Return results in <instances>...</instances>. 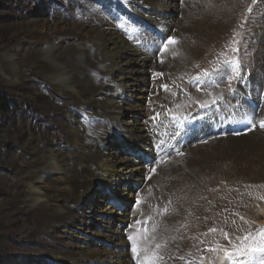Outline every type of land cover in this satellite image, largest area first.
Listing matches in <instances>:
<instances>
[{
	"label": "rangeland",
	"instance_id": "1",
	"mask_svg": "<svg viewBox=\"0 0 264 264\" xmlns=\"http://www.w3.org/2000/svg\"><path fill=\"white\" fill-rule=\"evenodd\" d=\"M203 2L207 4V9H199L196 3L192 7H183V12L187 11L191 16L196 15L197 19L193 26L186 28L190 36L184 44H179L178 59L169 62L166 67H163L164 63L156 64V67L148 70L151 94L146 106L145 123L149 128L147 131L153 139H157L155 150L157 147L161 148L159 144L161 141L158 138L167 121L185 117L189 120L190 117L204 116L206 110L211 107H221L224 110L222 114L226 112L227 115L231 111L230 107L220 98L227 94L233 95L234 90L239 92L242 83L249 86L248 79L257 67L264 70V56L254 51L255 40H259V36L264 34V0H203ZM117 4L121 7V0H0V56L13 53L19 37L26 35L31 29L32 20L45 22L58 17L71 24L83 23L93 26L97 25L96 16L104 18L102 11L100 12L101 8L104 9L105 6L108 10ZM167 16L168 19L177 18L175 11L168 12ZM109 20L108 25H111L114 19ZM132 21L138 24L141 19L134 17ZM121 22L115 20L118 27L122 25ZM99 23L105 25L106 20ZM151 32L159 35L156 30H150L149 33ZM129 40L132 41L131 38ZM164 41L159 43L156 53L166 48L167 44ZM159 66L160 68H157ZM179 67L182 68L179 70ZM22 70L28 81L21 85L12 86L9 80L0 75V97L5 99L9 107L6 111H0V200L4 196L6 198L8 190L17 193L22 189L13 178L20 169L18 160L28 161L32 158L31 154L34 151L29 145L30 139L33 138L37 143L42 137V145L39 148L50 147L62 153H72L67 141V133L61 128L62 126L60 127V122L66 123L70 118L72 120L70 125L75 128L73 129L76 135H79L88 147H92L94 141L107 142L114 137L106 124L102 123V125L97 117L90 116L83 107L74 108L70 101L53 91L46 81L31 75L30 68L27 71L26 68ZM220 73L223 75L218 82L217 76ZM259 77V81L261 78L264 81L261 74ZM243 86L241 88L245 89L246 85ZM253 92L251 85L247 92L248 98L242 99L245 96L242 90L241 94H237L240 102L248 106L255 101L262 103L264 94ZM32 96L36 98L35 103L30 100ZM124 97V103L139 102L135 98V91L124 93ZM140 104L143 105L144 101L142 100ZM124 107L121 112V122L123 128L127 129L131 125L132 114L137 112V108L129 110ZM253 119L250 115L247 118L242 113L240 122H235L240 123L241 126L243 122L248 123L249 131L254 130L255 127L260 129L259 124ZM179 125L184 129L187 123L182 120ZM220 131L215 135L225 134V128ZM237 136L230 137L237 138ZM244 136L245 132L239 135V137ZM121 139L125 138L120 135L119 141L123 142ZM176 139L172 142L176 143ZM118 147L134 152V149L141 146H134L125 140L118 144ZM104 150L125 159L128 157V154L122 150L110 152L107 145ZM171 150L175 152V146H172ZM237 150L223 156L222 154L204 155L198 163H188L183 175L186 176L184 184L179 177L173 178V175L170 180L171 186L167 188L162 184L171 195L183 188V192H188L190 198H187L188 203L184 204L182 210L174 216L175 229L158 222L149 226L148 231L144 232V239L152 246V252H158V258L173 264V255L179 252L181 246L187 248L186 254L191 257L193 264H206V262L217 264L215 260L224 255L226 249L229 253L239 251L248 253L253 252L252 249L264 247V149L252 152ZM133 156L137 161L144 159L145 163L152 162L150 155L144 150L140 153L134 152L130 157ZM160 163L157 166L156 162H152L150 166H146V172L139 171V183L131 181L128 184L129 191H136V188L144 189L145 185L153 182L147 177L149 174L153 178L160 174L164 175L162 163L167 170L172 166V163L170 166L164 161ZM198 164L204 168L199 173L200 176L196 179L187 178L193 173L198 174L196 171ZM4 179L9 180L8 184L3 183ZM97 187V195L84 204L83 215L78 221L67 226L56 225L49 233L43 231L41 218L51 211L43 213L32 209L20 212L16 207H10L8 209L10 214L4 220L0 219V264H69L55 258L67 253H75L85 244L111 249L105 238L109 232L108 221L99 223V231L92 228V225L87 224L89 226L86 227L84 224L87 215L91 222L101 221L100 215L111 217L108 212H99L104 206V197L108 199L107 202L118 208L122 199L118 193H108L111 190L108 186L97 185ZM154 191H160V186ZM145 192V190L137 192L128 202L131 209L150 213L151 208L157 206L153 199L149 201L152 196L147 199ZM185 194L182 193V197H185ZM194 206L202 211L199 217L190 213L191 207ZM151 215L154 216L155 212L152 211ZM144 224L145 221L141 220L129 224V227L133 226V230H137ZM87 228L89 232H84L83 229ZM155 229L160 233V239L149 237V233ZM128 236L130 235L127 233L123 234V241L130 240ZM123 246L129 248L125 243ZM181 264L185 262L181 261Z\"/></svg>",
	"mask_w": 264,
	"mask_h": 264
},
{
	"label": "bare ground",
	"instance_id": "2",
	"mask_svg": "<svg viewBox=\"0 0 264 264\" xmlns=\"http://www.w3.org/2000/svg\"><path fill=\"white\" fill-rule=\"evenodd\" d=\"M121 3V7L117 4L108 10L105 6L104 9L101 8L100 12L102 11L104 18L96 16L97 25L93 26L83 23L71 24L58 17L45 22L32 20L30 22L31 29L26 35L19 37L13 48V53L0 56V75L9 80V84L15 86L26 83L28 78L22 69L26 68L25 71H27L30 68L31 75L46 81L53 91L63 99L70 101L74 108L83 107L86 109L90 116L97 117L100 123L106 124L114 134L112 140L94 141L92 147H88L83 143L82 138L76 135L75 128L70 125L72 120L68 118V122H60V127L62 126L61 128L67 133V141L72 148L71 154L62 153L50 147L39 148L42 145V137L37 140V143L33 138L30 139L29 145L34 151L31 154L32 158L28 161L18 160L17 164L20 169L16 177L13 178L17 184L22 186V189L17 193L8 190L6 198L4 196L0 200V219L2 220L10 214L8 209L12 206L20 212L32 209L43 213L51 211L50 214L41 218L43 231L49 233L56 225L67 226L78 221L83 215L84 204L97 195V185L111 188L108 193H118L122 199L119 208L107 202L108 199L104 197V206L99 209V212H108L111 217L100 215L101 221L91 222L87 215L88 218L84 224L86 227L92 225V228L99 231V223L108 221L109 232L105 238L111 249L85 244L80 246L75 253H67L55 258L69 264H169L166 260L158 258V252H152V246L144 239L143 235L145 231H148L149 226L156 225L158 222L175 229L174 216L182 210L184 204L188 203L187 198L190 197H188V192H183V188L179 189L176 194L171 195L167 192L168 189L165 187H169L171 176L179 177L184 184L186 176L183 175H185L186 165L198 163L204 155L222 154L223 156L229 152L234 153L237 149L249 152L264 149V129L260 127V122L264 121V101L262 103L257 101L259 104L257 109L240 102L237 95L241 94L243 90L245 96L242 99H245L251 85L253 93L264 94L263 78L259 81V74L264 77V70L260 67H257L250 75L251 78L248 79L250 87L242 83L238 89L239 92L234 90L233 95L227 94L220 98L228 103L231 114L226 115L225 112L223 115L224 110L221 107H211L206 110L204 116L195 117L200 122L197 126H195L194 119L188 120L186 117L178 120L171 119L177 122L174 123L171 120L166 122L164 130L158 138L161 141L159 143L161 148L154 149L157 139H153V136L147 131L149 128L145 123L146 106L151 94L148 70L156 67V64L164 63L163 67H166L170 64L169 62L178 59L179 44H184L190 36L186 28L193 26L197 19L196 15L191 16L187 11L183 12V7H192L196 3L199 9H207V4L203 0H121ZM171 11H175L177 18L168 19L167 13ZM134 17H138L141 21L136 24L132 21ZM229 17L231 18V16ZM112 18L114 21L108 25V20ZM103 20H106L105 25L99 23ZM115 20L122 21V25L118 27ZM150 30H156L159 35L154 33L151 35ZM259 37V40H255L254 51L256 54L264 56L262 54L264 53V34ZM161 41H164L167 46L162 52L159 50L156 53L155 50ZM181 68L179 67V70ZM222 75L220 73L217 76L218 82ZM243 85H246L245 89L241 88ZM133 91H135V98L139 102L124 103V93ZM35 99L33 96L30 97L33 103H35ZM142 100L144 101L143 105L140 104ZM124 106L129 110L137 108V112L132 114L131 125L127 129L123 128L121 122V112L124 110ZM234 110H236L235 113H233ZM242 113L249 114L254 118L260 129L255 127L254 130L249 131L248 125L244 127L235 125L236 130L231 129L232 124L239 120ZM182 120L187 123V126L184 129L176 130L174 127L178 126ZM224 127L231 130L228 132L231 135H238L237 138H231L228 133L223 136H219V134L212 136ZM244 132L245 136L239 137ZM120 135L125 138L121 141L126 140L134 146L140 145L141 147L134 149V152L140 153L144 150L146 154L150 155L152 162H156L157 166L162 161L169 166L172 163L169 170L162 163L164 175L160 174L154 178L150 174L147 175L153 181L148 183L152 187L145 185L144 189L136 188V191H129L128 184L131 181L139 183L138 172H146V163L144 159L142 162L137 161L135 156L130 157L134 152L118 147V144L123 143L119 141ZM174 139L177 140L176 143L172 142ZM182 139L185 141L182 149L177 153H175L176 150L173 152L172 146L176 148ZM105 145L110 152L124 151L128 154L127 159L105 151ZM102 156L103 158H101ZM211 162L213 163V161ZM203 169L198 164L196 170L198 174L187 175V178H198ZM8 182L9 180L5 181V179L3 181L6 184ZM157 186H160V191H154ZM143 190L146 191L147 199L152 196L149 201L153 199L156 201L154 203H157V206L154 205L151 208L150 213L131 209L128 205L134 195ZM182 193H186L185 197H182ZM152 211L155 212L154 216L151 215ZM201 212L199 207L194 206L190 209V213L196 217H199ZM135 217L138 219L135 220ZM141 220L145 221L143 227L137 230H133V226L129 227V224ZM83 230L89 232L88 228ZM125 233L130 235L127 238L131 237L127 242L123 241L122 237ZM149 237L160 239V233L155 229L149 233ZM124 243L129 248H124ZM118 246L120 247L118 248ZM186 250V247H179V252L173 255V264H181V261H184L185 264H193L191 257L186 254ZM242 258L235 254H229L226 249L225 254L215 262L217 261V264H239L242 262ZM243 264H249V262Z\"/></svg>",
	"mask_w": 264,
	"mask_h": 264
},
{
	"label": "trees",
	"instance_id": "3",
	"mask_svg": "<svg viewBox=\"0 0 264 264\" xmlns=\"http://www.w3.org/2000/svg\"><path fill=\"white\" fill-rule=\"evenodd\" d=\"M9 107H7V103L3 97H0V111H6Z\"/></svg>",
	"mask_w": 264,
	"mask_h": 264
},
{
	"label": "snow or ice",
	"instance_id": "4",
	"mask_svg": "<svg viewBox=\"0 0 264 264\" xmlns=\"http://www.w3.org/2000/svg\"><path fill=\"white\" fill-rule=\"evenodd\" d=\"M170 42H172V41H170ZM260 127L262 128V129H264V121H261L260 122ZM138 203H139V201H138ZM130 239H131V237H130ZM253 251H260V252H264V247H259V248H255V249H252ZM134 251H135V248H134ZM261 264H264V261H261Z\"/></svg>",
	"mask_w": 264,
	"mask_h": 264
}]
</instances>
